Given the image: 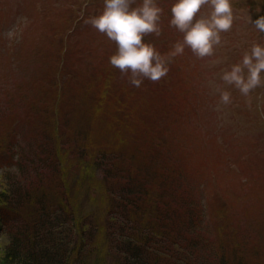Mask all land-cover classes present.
I'll use <instances>...</instances> for the list:
<instances>
[{"label": "rangeland", "instance_id": "374dc122", "mask_svg": "<svg viewBox=\"0 0 264 264\" xmlns=\"http://www.w3.org/2000/svg\"><path fill=\"white\" fill-rule=\"evenodd\" d=\"M175 2L155 0L163 9L161 34L143 38L165 58L183 42L184 33L170 25ZM230 3L232 28L220 33L212 56L198 58L185 46L163 79H144L137 88L130 73L122 75L109 62L116 43L88 23L103 11L104 0H0V185L19 180L38 188L44 182L50 191L61 173L78 223L74 233L81 239L89 229L93 234L85 241L96 245L107 220L122 221L120 207L101 221L97 208L112 210L106 197L112 199L110 191L131 173L130 181L138 178L148 189L145 202L168 210L163 216L182 225L173 239L183 247L193 241L191 253L203 264H215L222 255L229 264H264V85L244 97L221 79L254 44L264 47V33L250 22L264 16V0ZM141 5L134 0L131 7ZM212 10L203 6L196 19ZM38 83L28 92L29 84ZM220 91L231 93V104H220ZM37 108H45V115L34 119ZM45 146L54 154L41 163ZM102 149L113 152L100 157ZM99 160L107 167L98 168ZM102 169L115 174L106 177ZM83 174L93 177L86 181ZM1 208L15 217L13 228L34 212L31 202L23 210ZM10 229L7 224L0 233V253L7 231L15 230ZM88 261L97 262L92 256Z\"/></svg>", "mask_w": 264, "mask_h": 264}, {"label": "trees", "instance_id": "16d2710c", "mask_svg": "<svg viewBox=\"0 0 264 264\" xmlns=\"http://www.w3.org/2000/svg\"><path fill=\"white\" fill-rule=\"evenodd\" d=\"M38 81L36 79L35 83ZM41 85L42 83L29 84L27 87L28 92L40 88ZM46 89L47 87L43 88V90ZM35 110L38 112H35L34 119L37 116L41 117L45 115L41 114V112H45V108L43 110L38 108ZM183 123L188 124L190 121L185 119ZM192 129L197 133L194 126H192ZM193 131L191 132L192 134ZM135 147L139 148L138 145ZM45 149L47 151L43 150L45 158L41 163L46 160L47 155L54 154V148L50 150L51 148L47 146ZM112 152L110 149H102L100 150V157L106 158L111 156L110 153ZM161 158H166V156L163 157L162 155L159 159ZM99 161H97L98 168L107 167V165L103 166L101 160ZM54 165V170H58V164ZM2 169V166H0V170ZM101 173L107 177L109 173L115 174V171L114 169H102ZM118 173L119 175H124L121 169H118ZM83 175L84 179L88 181L87 177L90 174L88 176ZM91 175L90 177L92 178L93 176ZM57 176L58 184L52 185L49 188L50 191L48 187L46 189L45 186H42L44 182L39 184L38 188L37 186L34 188L21 186L20 184L22 183L19 180L17 182L8 181V184H4V186L0 185V233L7 224L12 229H15L7 231V245L0 253V264H91L88 261V258L91 256L92 260L97 261L94 264H203L204 260L200 261V259L193 257L191 253L190 249L193 248V241H188L187 245L183 247L181 246L183 244L181 239L179 244V239H173L172 236L177 237L181 235L182 225L177 224L176 226L173 222L170 223L171 221L167 220L166 216H163L162 213H167L168 210H158L154 208V202L151 204L145 202V199L149 197L148 189L144 187L141 181L137 180L138 178L136 180L133 178V181H130L132 180L130 179L132 177L131 173L126 174L125 182L122 186L117 184L119 187L117 188L116 185L115 189L110 191L112 199L107 198L108 196L106 197L107 202L109 201V206H112V210L98 207L96 211V213L100 212L102 214L99 216V221H101L103 215H108L118 210L117 207H120L121 214L117 211L116 213L118 214V219L121 218L123 221V224H121L122 221L120 219L117 220L118 222L107 220L108 222L105 227L107 229L101 232L103 235L98 239V243L96 242L97 246L85 241V238L91 239L90 234H93V232L90 233L88 231L89 229L86 230L88 233L85 232L82 235L83 237L78 239L74 233V227H77L78 223L76 218L73 219V205H71V208L70 199L65 194V188L68 186V183L63 182V175L61 173H58ZM160 177L165 180L161 173ZM84 182L83 180L82 183ZM84 184L86 185L87 183ZM165 194L162 193L163 196ZM53 197L55 198L51 199ZM114 200L119 202V204L114 206V203L112 205ZM30 202L34 208V212L30 215L31 218L20 225L15 223L13 228L11 222H16L15 217H10V214L3 211L1 207L12 209L14 206L23 210L25 203ZM196 206L195 215L198 212L200 213L199 206L197 204ZM130 207L133 210H129L128 213L127 209ZM77 211L78 215H80L81 213L78 209ZM187 211L190 212L189 223L193 225L195 220H191L192 209L190 206L189 209H186ZM137 212L140 214L137 215ZM171 213L174 214V211L171 210ZM117 216H114L115 219H117ZM79 219L83 220L84 217L80 216ZM197 225L201 227V224L198 222ZM170 240H173V242H169ZM200 240L196 238L194 241L198 242ZM164 243L165 246L162 245ZM80 244L81 248L78 250L77 247ZM174 250L179 252L175 253ZM225 259L228 260V257L222 255L220 259H217L215 264H229V261L227 263ZM234 264H242V262L237 260Z\"/></svg>", "mask_w": 264, "mask_h": 264}, {"label": "clouds", "instance_id": "9594fccd", "mask_svg": "<svg viewBox=\"0 0 264 264\" xmlns=\"http://www.w3.org/2000/svg\"><path fill=\"white\" fill-rule=\"evenodd\" d=\"M134 0H104L103 11L88 23L101 34L116 43L117 53L109 58L110 64L122 75L130 73V83L139 88L144 79L159 82L169 72L171 59L182 55L185 46L198 57L212 56L214 46L221 42L220 33L228 32L233 25V11L230 0H176L171 7L170 25L184 33L183 42L176 43L169 57H163L153 45L143 42L149 34L159 36L160 17L163 13L155 0H142L139 7H131ZM212 7L209 17L196 19L205 5ZM264 33V16L250 21ZM247 73V75H245ZM264 47L254 44L242 61L225 71L222 81L235 88L244 97L264 85ZM232 103L231 93L220 91V104Z\"/></svg>", "mask_w": 264, "mask_h": 264}]
</instances>
